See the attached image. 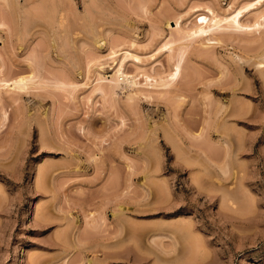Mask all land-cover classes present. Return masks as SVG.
<instances>
[{
    "label": "rangeland",
    "instance_id": "rangeland-1",
    "mask_svg": "<svg viewBox=\"0 0 264 264\" xmlns=\"http://www.w3.org/2000/svg\"><path fill=\"white\" fill-rule=\"evenodd\" d=\"M247 1L0 0V264H264V19L160 47Z\"/></svg>",
    "mask_w": 264,
    "mask_h": 264
},
{
    "label": "bare ground",
    "instance_id": "bare-ground-1",
    "mask_svg": "<svg viewBox=\"0 0 264 264\" xmlns=\"http://www.w3.org/2000/svg\"><path fill=\"white\" fill-rule=\"evenodd\" d=\"M263 1L264 0H249L244 5L239 6V7H233L232 5H229L228 7H226V9H223L224 11H222L221 13H217L213 10V8H210L207 6H206V8L204 7L205 11L198 12L199 6H195V7L191 8L192 14L195 12H198V13L195 15L194 24L192 27H188L186 29H183L181 26V22H182L181 16L177 17L173 21L174 26H172V24L170 25L169 20L164 21V23H163L164 27H168L170 29V31L172 29L175 30L177 32V34H179L180 36L177 39H174V38L171 39L170 38L168 40H165L164 42H162L160 47L161 48H169L173 44V42L176 40H184V41L188 40L187 42L189 43V40L191 42V40L193 41L194 38L203 39L202 43H208V42H210V40L215 38V36H213L214 33H216L217 31H220L221 29L222 30L231 29L234 31H244V30L246 31L247 30L248 32L255 30L257 27H259L263 23L260 19L262 17L264 19V13H261L258 16V18L255 19L250 24L243 22L242 16L244 15L245 12H248L249 10H251L253 8L259 9L258 5H261V3ZM258 12H260V10ZM201 17H204V20H201L200 19ZM60 23H62L61 20H60ZM107 42H108V40H107ZM185 46H186V44H185ZM183 48H185L184 45H183ZM183 48H182V50H183ZM156 54H157V52L153 51L151 54H149V57L146 58L148 60H146V59L145 60L150 61L151 59L155 58ZM182 54L183 53H181L179 55V53H178L177 61L173 63V67H174V68L172 67L173 70L172 71L170 70L171 72H168V74L165 77L161 76L158 78L157 77L158 75L157 76L153 75L154 73L153 74L142 73V75L144 76V80L141 82V81L137 80L135 78V76L130 75L124 71V65H125L127 59L132 60L133 62H135L137 64L138 67H141L140 63L143 62L141 56L138 53L132 52L129 48H124V49H122V48H120V49L111 48V50L109 52V57H110L109 62H114L117 58H119V63L116 65V67L114 69L112 80L115 82V86H119V84H121V83L124 85L135 86L134 87L135 89L133 91L134 94L136 92H139V93L143 92L139 88L140 85L142 87H153V86L169 84L172 81H174L180 73V69H181L180 61L182 59ZM155 60H156V58H155ZM155 60H153V61H155ZM256 63L258 65L259 64L261 65L262 63H264V61L259 60ZM94 65H96L98 67H102V63H93V66ZM35 76H37L36 71L31 69V71L28 74L18 75L15 79L11 80L10 83L4 82L1 84L6 85L9 90L21 91V89H23L26 86L27 81L31 80ZM103 78L104 77L100 73H98V76L95 78L97 81V86H96L95 90L102 91L101 80ZM58 81H59L58 84H60L61 82L63 83L62 80L60 81L58 79ZM1 84H0V86H2ZM83 85H85V84H83ZM223 169L225 170V168H223ZM224 170H223V172H226V170L225 171Z\"/></svg>",
    "mask_w": 264,
    "mask_h": 264
},
{
    "label": "snow or ice",
    "instance_id": "snow-or-ice-1",
    "mask_svg": "<svg viewBox=\"0 0 264 264\" xmlns=\"http://www.w3.org/2000/svg\"><path fill=\"white\" fill-rule=\"evenodd\" d=\"M200 19H201V20H204V17H201Z\"/></svg>",
    "mask_w": 264,
    "mask_h": 264
}]
</instances>
